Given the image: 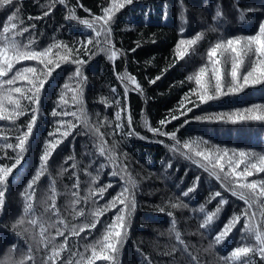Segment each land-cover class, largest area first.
<instances>
[{"label":"trees","instance_id":"16d2710c","mask_svg":"<svg viewBox=\"0 0 264 264\" xmlns=\"http://www.w3.org/2000/svg\"><path fill=\"white\" fill-rule=\"evenodd\" d=\"M109 2L110 0H64L63 4L55 3L48 12L50 0H13L14 4L20 5V18L25 26L34 25L29 32L16 39L20 43L26 42L29 35L35 36L34 50L38 51L54 41H61L72 48L82 47L79 42L91 39L94 32L80 21L102 14V6H107ZM69 8L75 13V20L69 17ZM11 11V8L0 9V29ZM45 12L47 14L42 15ZM217 12L220 13L219 16ZM41 16L42 18L36 19ZM29 17L33 19L29 20ZM262 22L264 0H131L125 4L115 13L109 25L112 33L111 47L118 50L117 57L110 60V52L99 51L93 44H88V54L80 51L79 58L86 61L82 65L86 82L80 104L81 122L53 150L43 175L32 189H28L29 181L40 168V157L50 138L49 133L55 127V118L50 113L56 107L63 85L75 70V65L71 62L55 67L41 90L37 119L22 157L11 169L4 185L5 203L3 212L0 213V264H18L21 255L27 251L24 240L5 226L15 220L21 221L17 230L31 243L36 264H43V257L50 254L53 246L49 242L46 252L45 245L40 242L41 224L45 234L54 235L56 228L51 225L63 221L60 224L62 235L55 237V243L57 246L65 244V250L61 253L65 264H69V261L75 264L80 258L72 256L69 249L71 252L84 253L86 244H93L102 237L107 223L116 214V208L104 211L95 228L84 231L79 229L83 224L92 222L97 206H103L115 196L121 190L122 182L119 177L110 176L111 164L100 171L94 183L92 181V176L97 174L98 164L104 160L95 151L98 142L96 129L104 134L108 147H112L115 141L117 162L127 165L128 176L135 184V188L130 185V191L135 196V207L128 234L118 249L119 264H148V258L151 264H189L187 246L198 257L199 264H224L222 260L227 259L234 248L253 246L256 243L255 237L243 231V216L222 242L214 243L224 224L234 214L243 212L247 206L229 191L222 189L215 177L209 176L179 151H170L174 142L168 137H154L145 127V120L150 127H159V121L172 109L177 119L171 120L164 130L175 131L176 140L181 144L199 138L211 145L264 155V120L232 122L195 119L196 116L231 114L257 105L264 107V82L245 86L237 93H228L204 103H199L195 96H191L190 100L198 105L192 107L191 104H186L185 107H192V110L185 115H179V111L183 109L178 110L181 97L196 87L195 81H189L187 77L208 63L209 48L219 40L255 35ZM197 34H201V38L188 47L184 57L177 59L176 45L179 40L194 38ZM92 52L95 55L88 59ZM217 58L222 61L220 66L223 82L225 86H230L231 55L218 54ZM253 59L254 52L249 51L239 73L250 70ZM169 64L171 66L167 67ZM37 65L38 61L35 60L18 61L7 76L10 78L16 70ZM125 71L136 78L141 92L123 93V86L119 84L117 75ZM157 76L159 79H155ZM153 79L155 82L150 83ZM205 79L207 80V76ZM23 83L17 81L18 86ZM6 90L7 85H0V94ZM212 90L214 89L210 88ZM113 95H120L121 105L124 103L123 95L126 97L128 118L136 135L127 138L119 133L112 135L113 124L110 122L114 121L115 111L118 109L111 103L106 106V102L111 101ZM68 96L70 99L71 93ZM21 104L30 107L26 100H22ZM5 105L9 109L12 107L7 101ZM68 107L70 110H77L78 106L70 102ZM30 115L26 111L14 121L0 120V165L11 166L15 163L16 151L12 148L5 149L2 142L7 139L14 144L19 130L25 127ZM122 115L125 114L122 112ZM64 119L75 122L71 116ZM169 163L170 167L167 166ZM85 168L91 175L85 172ZM73 172L76 173L75 176L72 175ZM77 177L78 187L73 188ZM253 178H264V174H254L248 179ZM109 181L111 187L103 198L96 199L95 204L92 202L93 197L84 199L90 190ZM193 183L197 187L183 196ZM215 192H220L221 195H211ZM53 194L58 216L53 214L50 207ZM220 199H224L226 203L220 206L214 220L201 229L204 216L207 212L216 211ZM74 200H79V203H73ZM25 203L31 205V215L25 211ZM201 204L204 205L203 211H200ZM81 209L83 213L78 215ZM248 211L255 214L253 224L258 225L264 220V209L257 204ZM33 219L37 222L35 225L31 223ZM173 226L181 234L182 243L175 240ZM13 244L16 245L15 250L6 257ZM173 247L177 249L175 253L172 252ZM95 264L104 262L97 260ZM230 264L233 262L230 261ZM234 264H264V261L255 254H250L237 258Z\"/></svg>","mask_w":264,"mask_h":264},{"label":"snow or ice","instance_id":"6c2138e0","mask_svg":"<svg viewBox=\"0 0 264 264\" xmlns=\"http://www.w3.org/2000/svg\"><path fill=\"white\" fill-rule=\"evenodd\" d=\"M57 2L63 4L64 0H50V3L47 5L48 12L52 10V7ZM130 2L131 0H110L107 6H102V14L90 16L89 19L81 20L80 22L82 24L94 32V36L91 39H85L79 42L82 47L72 48L61 41H54L42 51H38L34 50L35 36L29 35L26 42L20 43H18L16 39V37H22L25 32H29V29L34 27L33 24L25 26L24 21L20 18V5L14 4L13 0H0V9H12L6 16L2 29H0V37H2V41H0V85H7L6 92L0 94V120L7 119L14 121L16 117L23 116L26 111L31 114L25 127L19 130L14 144L9 143L7 139L2 142L5 149L12 148L16 151V157L15 163L11 166L0 165V213H2L4 209L6 190L4 185L6 184V178L9 176L11 169L19 163L25 150L26 141L37 119L39 97L43 85L55 67L65 62H71L75 65V70L69 78V81L72 83L70 84L68 81L63 85L59 94V100L56 102V107L50 113V115L55 118V127L49 133L50 138L46 141L44 151L40 157V168L29 181L27 185L28 189H32L35 182L43 175L44 170H46V162L51 157L53 150L62 143L64 138L69 136L72 129L76 128V124L81 122L80 113L82 112V108L80 104L83 85L86 82V77L82 71V65L85 64L86 61L79 58L80 51L88 54L90 51L88 49V44H93L97 46L99 51L110 52L108 58L114 60L117 57L118 50H113L111 47L112 33L109 25L115 13ZM46 14L47 12L42 15ZM68 14L73 20L77 18L71 8L68 9ZM219 15L220 13L217 12V16ZM40 18H42V16L36 19ZM32 19V17H29V20ZM200 38L201 34H197L194 38L180 39L176 45V58L179 59L184 57L188 51V47L194 45ZM138 45L139 42H137V46ZM54 49L56 51H54ZM61 49H63V51H61ZM130 50L133 51L134 49ZM249 51L254 52V59L251 62L250 70L241 74L239 73V68ZM225 53L231 55L230 86H225L223 82L220 66L222 61L217 58L218 54L223 56ZM94 55L95 52H92L88 55V59H91ZM207 59L208 63L205 64V66L200 67L197 72L187 77V80L195 81L196 87L191 88L189 92H186L181 97L178 110L183 109V111H179V115H185L192 110V107L198 105L195 101L190 100L191 96H195L199 103H204L228 93H237L245 86L264 82V22L260 24L255 35L247 37L236 36L217 41L209 48ZM21 60H35L38 61V65L36 67H24L16 70L14 75L9 78L7 74L12 72L13 65ZM40 65L43 67L40 68ZM170 66L171 64L167 67ZM209 66L211 68L210 72ZM206 76L207 80L205 79ZM155 79H159V76ZM155 79L151 80L150 83H154ZM117 80L119 84L123 86V93H127L128 91L141 92V86L136 78L127 71L118 74ZM17 81H23L24 83L18 86ZM210 88L214 90L210 91ZM112 91L115 92L114 87H112ZM68 93H71L70 99ZM22 100L28 101L30 107L23 106L21 104ZM123 100L124 103L121 105L120 95H113V99L107 101L106 106L111 103L118 109L115 111L114 121L110 122L113 124L112 135L119 133L122 137L127 138L136 135V131L133 128L131 120L128 118V112L125 106L126 97L124 95ZM5 101H7L8 105L12 106L10 109L6 107ZM70 102L78 106L77 110L69 109L68 106ZM186 104H191L192 107H185ZM122 112L125 115H122ZM68 116L73 117L75 122H73V120L64 119V117ZM176 119L177 115L173 114V110L171 109L168 111V114L159 121V127H150L146 120L145 127L148 128L154 137L163 136L170 138L174 142L169 148L170 151L174 153L179 151L182 156L190 160L194 165H197L200 169H203L209 176L215 177L220 182L222 189L229 191L231 195L239 198L247 206L243 212L234 214L227 223L224 224L223 228L216 235L214 243L222 242L236 225L237 221L241 219V216L244 217L243 231L253 234L256 243L251 247L238 246L234 248L229 257L222 261L224 264H230V261L234 264L237 258H244L250 254H255L261 261H264V220L260 221L258 225L253 224L252 219H254L255 214L248 211L254 204L264 209V178L248 179L249 177H253L254 174H264V155L211 145L208 144L207 141L199 138L185 141L181 144L176 140L175 131L168 132L164 130L165 126L170 123L171 120ZM195 119L229 120L232 122L238 120H264V107L257 105L231 114L221 113L214 116H196ZM105 120H107V117H105ZM125 120L127 121L126 124ZM85 127H87L86 121ZM96 132L98 142L95 145V151L100 157H103L104 160L98 164L97 174L96 176H92V181L94 183L100 171L108 164H111L112 170L109 174L113 177H119L122 182V187L115 196L107 201V203L103 206L98 205L97 211L93 213L92 222L83 224L79 230L84 231L85 229L91 230L95 228L99 216L108 209L116 208V214L111 219V222L107 223L102 237L94 241L93 244H86L84 246V253L71 252L70 249L69 251L72 256L80 257L75 261V264H95L97 260L104 262V264H119L117 256L118 249L124 243L125 237L128 234L130 218L135 207V196L130 191V185L132 188H135V184L131 181L130 176H128L127 165L117 162L115 141L112 147H108L104 139V134L100 133L99 129H96ZM124 155L126 156L127 154L125 153ZM69 159H72V157H69ZM167 166L170 167V163ZM73 168H75V164H73ZM85 172L88 173L87 168H85ZM88 174L91 175V173ZM72 175L75 176L76 173L73 172ZM78 184L79 178L77 177L72 187L77 188ZM109 187H111V181L103 186H97L90 190L88 196H85L84 199L87 200L89 196L93 197L92 202L95 204L96 199L103 198L104 193ZM196 187L197 184L193 183L182 195L187 196ZM73 195H75V193H73ZM211 195L217 197L220 196L221 193L215 192ZM73 203H79V200H74ZM225 203L226 201L224 199H220L216 211L207 212L203 222L200 224L201 229L214 220L215 216L220 211V206ZM117 205H120V207H117ZM50 207L53 214L58 216L59 213L55 204V194H53ZM24 208L25 211L29 212V215H31V205L25 203ZM203 210L204 205L201 204L200 211ZM82 213L83 209L77 214L80 215ZM169 215H171V212H169ZM262 215H264V213H262ZM20 223V220H15L5 225L19 238H22L27 245V251L21 255L18 264H36L31 243L26 236H23L22 233L17 230V225ZM31 223L35 225L37 222L33 219ZM62 223L63 221L61 220L59 223L51 225L56 228L54 235L45 234L43 224H41L40 242L45 245L46 252L49 242L53 244L50 254L43 257V264H65V261L61 259V253L65 250V244L61 243L57 246L55 243V237L62 235L60 228V224ZM173 231H175L174 226ZM73 234L77 233L73 232ZM64 239L66 241L67 237ZM175 240L182 243L181 234L176 231ZM15 248L16 245L13 244L5 256L7 257L9 252L13 253ZM176 251L177 249L173 247L172 252L175 253ZM186 252L189 257V264H199L198 257L192 254L189 246H187ZM69 264H72V262L69 261ZM148 264H151L150 258H148Z\"/></svg>","mask_w":264,"mask_h":264}]
</instances>
